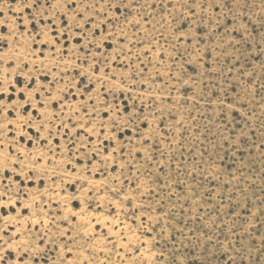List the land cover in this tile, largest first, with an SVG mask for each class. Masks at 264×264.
<instances>
[{"label":"rangeland","instance_id":"obj_1","mask_svg":"<svg viewBox=\"0 0 264 264\" xmlns=\"http://www.w3.org/2000/svg\"><path fill=\"white\" fill-rule=\"evenodd\" d=\"M0 264H264V0H0Z\"/></svg>","mask_w":264,"mask_h":264}]
</instances>
